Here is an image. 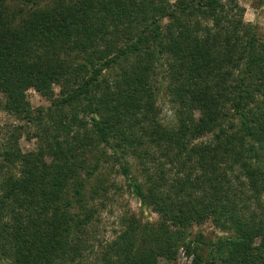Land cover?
<instances>
[{
  "label": "trees",
  "instance_id": "obj_1",
  "mask_svg": "<svg viewBox=\"0 0 264 264\" xmlns=\"http://www.w3.org/2000/svg\"><path fill=\"white\" fill-rule=\"evenodd\" d=\"M239 1L0 0L4 109L42 131L36 150L17 136L2 153L0 264H160L159 247L264 264V38ZM32 88L51 105L32 111ZM109 165L160 219L128 214L97 251ZM208 219L225 234L192 232Z\"/></svg>",
  "mask_w": 264,
  "mask_h": 264
},
{
  "label": "rangeland",
  "instance_id": "obj_2",
  "mask_svg": "<svg viewBox=\"0 0 264 264\" xmlns=\"http://www.w3.org/2000/svg\"><path fill=\"white\" fill-rule=\"evenodd\" d=\"M239 3L244 8V21L258 26L259 32L264 38V0H240ZM11 4L15 8L18 6L17 0H12ZM162 74L160 71V74L155 77L158 86L159 119L164 124L173 125L177 119V104L172 101L171 96L166 91L167 82ZM53 89L54 97H57L61 92V87L54 85ZM27 99L34 112L39 108L50 106L52 101L33 88L27 91ZM4 105L5 97L0 93V161L2 160V153L11 139L18 136V144L22 151L29 152L39 147L41 141L40 136L37 134L42 132L37 123L16 117L5 110ZM206 138L201 137L199 140H205ZM133 170L138 174L136 165H133ZM107 177L112 185L108 196H104V198L97 197L95 201L100 211L96 215L89 237L90 243L95 245L97 251L103 246L100 245L101 242L111 241L117 235L123 226V218L128 214H135L143 222L155 224L160 219L152 208H149L145 214L141 213L139 200L131 194L125 177L119 172L118 165H109ZM192 232L203 234L206 240L215 239L225 234V231L217 227L212 219H208L201 224H194ZM94 256L93 253L90 255L87 264L92 262ZM158 258L160 264H197L193 247L189 251L184 247L175 251L168 247H159Z\"/></svg>",
  "mask_w": 264,
  "mask_h": 264
}]
</instances>
